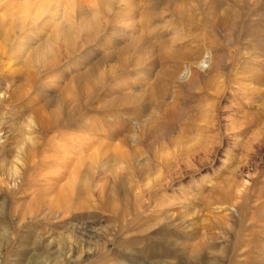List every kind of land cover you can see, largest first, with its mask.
<instances>
[{"label":"rangeland","instance_id":"1","mask_svg":"<svg viewBox=\"0 0 264 264\" xmlns=\"http://www.w3.org/2000/svg\"><path fill=\"white\" fill-rule=\"evenodd\" d=\"M175 1L157 62L117 75L137 0H0V264H264V0Z\"/></svg>","mask_w":264,"mask_h":264},{"label":"bare ground","instance_id":"2","mask_svg":"<svg viewBox=\"0 0 264 264\" xmlns=\"http://www.w3.org/2000/svg\"><path fill=\"white\" fill-rule=\"evenodd\" d=\"M120 1L127 2V4H130L132 0H120ZM161 1L163 3L166 2L167 4H170V3L172 4L174 0H137L138 4H137L136 9H131L128 6L126 7V9L128 11L131 9V11H130V13L132 15L131 18H133V21L135 22V23H133V25L138 26V28H139L138 33L136 34V36L134 38H130V37L126 38V36L124 34L117 35L114 38L113 43L115 44V46H117L118 52L117 51H114V52L110 51V52H108V54H110V55L113 54L112 56H114L116 54L115 58H117V54H120L121 52L123 53L125 51H129V50H133L137 55H141V54H144V55H143V57L140 56L139 58H137L135 54L133 56H131L129 58L130 59L129 62L122 63L121 67H118L117 69H115L113 71V72H117V75L122 74L124 71H126L128 69H133L136 66L144 65L146 63L157 62L156 58H154V55H153V53H154L153 44L149 38L153 37L154 39H156L155 42H158L161 45H163L165 41H169L168 37L165 36V31L163 30V26L165 24V20L163 19L164 18L163 12L160 10H157V7L159 6V4H162ZM186 1L187 0H176L175 2L185 3ZM221 2H222V0H210V4L212 6H217ZM55 10L56 9L54 7V10L53 9L52 10L45 9V10H41V11L40 10L35 11L34 14L36 16H34L33 14L32 15L30 14L29 15L30 21L28 23H23L22 21H20L21 18H17L18 28L21 30L22 33H25V30H23L25 25L27 28H29L25 33L26 35L21 37V38L33 39V37L40 36V34H37L35 36V34H33L32 31H29L35 25V20H33V19L45 14L46 22L47 23L53 22L55 19V13H56ZM180 11H182V10H177V13H181ZM183 13H184V11H183ZM213 15L209 19H207V22L210 21V23H212V25L215 26L219 20H218L217 16H215V15L213 16ZM192 19H194V18L189 17V20H192ZM64 26H68V25L64 24ZM67 28H69V27H67ZM65 32H66V35L68 37H70L72 35V31L70 29H67ZM187 32L189 33L190 30ZM187 36H188V34L184 33L183 37H187ZM181 39H184V38L181 37ZM103 45H104L103 47H108L107 43H103ZM47 48H49V47H47ZM47 48L44 49L43 51H47L48 50ZM158 50H159L158 51L159 54L157 55L158 57L155 55V57H157L158 61H165V60H171V59L178 60L180 58L185 59L187 61H191V62L196 60L193 52L180 54V52H178L177 50H174V49L172 51L171 50L164 51L163 49L158 48ZM90 54H91V51H87L84 54H81L80 58H89ZM150 55H153V56L150 57ZM115 58H112V59H115ZM100 59H102V61L105 63L108 61L106 58H100ZM81 60L82 59H78L77 63L80 64ZM91 63H93L92 65L95 64V62H91ZM189 64H191V63L189 62V63L183 64L182 69L180 71V74L178 75V78H185L187 76L189 69H190ZM196 64L200 69L204 68L205 65L208 66L210 64L209 53L206 51L205 55L202 56ZM109 70L112 71L113 69L109 68ZM143 74L149 75L150 69L146 68V70ZM77 76L79 78H82V77L86 76V73L78 74ZM138 90L142 91V90H140V88ZM107 91H111V89L108 88ZM141 94H143V93H141ZM136 96H140V94L139 95L136 94ZM117 98H119V97H114L112 99L109 98V100L107 102L104 101L105 102L104 106H106V105L111 106V104H113L114 100ZM32 114H33V117L35 119L40 120L41 117L45 118L47 121L48 128H58L59 126L66 123V121L70 117H72V112H70V111L69 112L67 110L66 111H62V110L56 111L53 109H48V107H47V109H44L43 107L42 108L41 107L36 108L32 112ZM30 120H32V119H30ZM66 124L68 125V123H66Z\"/></svg>","mask_w":264,"mask_h":264}]
</instances>
